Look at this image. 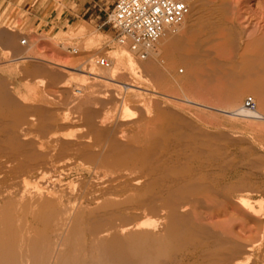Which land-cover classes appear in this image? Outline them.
<instances>
[{
	"label": "bare ground",
	"instance_id": "bare-ground-1",
	"mask_svg": "<svg viewBox=\"0 0 264 264\" xmlns=\"http://www.w3.org/2000/svg\"><path fill=\"white\" fill-rule=\"evenodd\" d=\"M199 3L192 0L189 12L193 13ZM220 7L225 14L216 17L221 9L218 3L210 1L207 6L212 13L207 25L211 42L221 26L225 39L235 37L231 24L225 22L233 7L229 3ZM185 25L190 33H197L190 18ZM172 28L166 29L158 43L173 49L168 56L187 57L195 69L205 55L204 41L197 35L188 41ZM116 42L128 50L123 48L113 59L97 62L105 68L112 66L111 70H101L91 62L86 66L88 72L81 63L61 66L64 72L58 73L60 77L49 73L52 81L62 80L56 94L64 96L61 100L65 104L58 100L78 110V116L82 115L78 120L61 121L59 112L12 93V87L10 90L1 78L0 264H264V190L252 179L257 172L227 182L230 171L240 162L234 160L226 135L211 132L209 123L202 119L185 118L177 108L142 104L141 95L135 96L133 103L140 118L113 119L104 117V109L90 108L91 100L108 97L116 91L115 86L123 85L112 84L116 82V66L140 76L133 67L134 56L142 61L153 56L148 72L156 73V81L162 84L167 81V74L155 67L161 55L158 43L143 60L130 44ZM258 42L252 53L247 49L240 57L227 53L224 62L215 67L223 76L240 77L239 86L230 88L228 108L215 109L187 96L180 100L190 107L254 120L264 131V37ZM30 55L8 64L25 59L48 62ZM103 60L107 65H102ZM39 66L22 70L32 78L48 76L45 65ZM7 70L8 76H14L12 66ZM68 70L85 73L92 84L84 82L82 90L70 93ZM140 78L141 85H125L126 91L135 88L168 98ZM93 82L106 89L101 91L98 85L101 90L94 89ZM106 84L114 89L107 90ZM245 93L255 96L259 110L257 105L254 111L247 109L249 98L241 104ZM112 94L115 101L132 103L131 98ZM246 112L254 116L244 115ZM30 127L39 135H33ZM250 145L241 149V155L257 154V147ZM254 195L261 197L254 199Z\"/></svg>",
	"mask_w": 264,
	"mask_h": 264
},
{
	"label": "rangeland",
	"instance_id": "rangeland-1",
	"mask_svg": "<svg viewBox=\"0 0 264 264\" xmlns=\"http://www.w3.org/2000/svg\"><path fill=\"white\" fill-rule=\"evenodd\" d=\"M114 1L115 0H92V4L86 6V11L89 8V6H90V9L88 10V12L85 14L84 17L80 18L79 21L76 22L75 24L70 25L66 30L59 31V33L53 34L52 36L38 35L34 32L30 33L24 29L18 28V29H15V35L19 37V42L17 44H14L12 39H9L7 35L5 36L1 35V38H0V80L3 77L2 78L3 80L1 81L4 82V84H6L7 82L10 85L9 86L7 84L9 87L8 86L6 87H8L10 90L13 89L11 91L12 93L16 92L19 94V96L24 95V97L28 98V100L31 101V104L32 103L38 104V102H40L39 105L44 104V106L49 107L50 110L53 109L55 113L59 112L58 119H61V121L62 120L73 121V120H76L75 118H77V120L80 119L82 117V115L81 117L78 116L80 115V112L76 109H73V107L71 108V106L67 107V105L66 106L63 105L64 101L62 100L64 96L63 98H59L58 94H56L58 92L57 89L59 88V86L63 85L61 84L62 80L61 82L60 80H58L59 82L54 81V80L52 81L50 79L51 77L49 76V73H51V75L59 76L60 74L58 73L64 72L62 71L64 70V68L61 66L77 67L81 63L84 64V70L89 71L90 69L89 63L91 62H92L91 65L94 64V67H98L101 70L106 71V70L112 69V66L111 68L110 67L105 68L97 64V62L107 57L113 59L114 54L115 53L117 54L119 50L121 51L123 48L127 49V47L122 48L120 45H118L115 39L116 33L109 26L101 28V25L106 21L108 14H110L113 10ZM210 1H216L218 3L219 8H221L220 6L223 5L224 3H229L233 7L232 11H230L229 18L225 19V22L227 24H231V26L229 25L231 27V30H233L231 33L232 34L234 33L235 37L232 36L231 38L229 37V39L228 38L225 39L224 35L226 33H224V28L221 26L220 30L219 28L217 29L216 34H215L216 37H214V39L212 38L213 42H211V39H210L211 37L209 38L210 29L208 27L209 26L208 19L211 17L212 13H210V11L207 10V6ZM199 2H200L199 7L195 11H192L193 13L189 12L187 17L183 20V22L179 24V26L178 25L174 26L172 28V31H175L177 34L179 33L185 36L188 41L191 40L192 37L196 35L197 37L200 36V39L202 38L201 40L204 41L202 50H203V54L205 53V55H203L200 59H198V65L200 67L198 66L194 69V66H191V61L188 60L187 57H184L186 59L183 60L184 58L180 57L179 59L178 56H172V57L168 56V53L170 54L173 51V49L171 47H168L166 49L162 46V44L158 43L157 51L161 54L159 57V60L161 62L159 61V63H156L155 67L158 69L159 72H164L167 74L166 75L167 81L165 82V84L160 83L158 80L156 81L155 79L156 73L152 74L150 73V71L148 72V70H150L149 67H151L150 64L153 61V56H151L148 59V61H142L138 57L134 56L136 60L132 58L133 65H134L133 67H135L136 71H139L140 76L136 77L132 75L130 71L127 70V72H125L123 70H120L121 68L119 67V65L118 67L116 66V68H118V69L115 68L114 70L116 82L112 84L118 85L120 83H123V85L115 86L116 88V91H115L114 86L112 84L111 85L106 84V85H109L107 86V90L110 89L109 91H112L114 89V91L111 92V95L113 96H111L109 92L108 93L110 95V96L108 95L109 98L105 96L103 97L104 99L101 98L103 100L99 99V101L98 100L94 101L95 103L91 100L92 103L90 102L89 104H93L94 106L92 105V107H90L91 106L90 105L89 107L95 108L96 106V108H98L99 110L101 109V111L104 109L105 110V111L103 110L105 112L104 117L106 116V117L113 118V119L115 118L117 119L135 118L137 116L140 118L141 114L136 113V111L133 108L134 106L133 103H135L134 100L135 101L137 100L135 96L141 95L142 97L140 99L144 98L142 101V104L147 103L146 105L151 104V106L153 104L152 106L153 108H154V105H155V108L159 106L164 107L165 105H167L170 108H177L178 111L180 110L181 115L184 116L185 118L188 117V118H193V119L194 118L202 119L203 121H206L207 123H209L210 127L208 128L211 130V132L214 131V133L218 132V134H222L224 136L226 135L225 137L228 140L227 143L229 145L230 151L234 155L233 157L234 158L236 157L234 160L236 162H240V164L237 163V166L239 167V168L237 167L238 169L236 168L234 170L233 168L232 169L233 171L232 170H231L232 172L230 171V174H229L230 176L228 175L227 182L228 183L237 182L239 177H242L243 175L246 176L247 174H250L251 172H255V173L257 172V174L259 175L252 177V179L253 181L260 183L259 186L262 187L261 188L262 190H264V149L262 147L264 145L262 143L264 140V131H261V129L255 126L259 124V122H256L254 120H248L246 118L235 119V118H231L223 114H220L213 110L198 109V108L190 107L181 101L185 99V97L187 96V98L192 99L193 101L196 100V102H199L201 104H204L206 106H209L215 109L228 108V103L230 102V98H231L230 91L239 86L240 77L237 76L234 78L233 76L231 77L223 76L222 74L216 71L215 67L216 65H220L221 61L224 62V60L226 59L227 53L232 52L233 56L237 54V56L235 57H240L241 56L240 54L244 53L247 50L249 53H252L255 50L254 49L255 46L259 44L258 41L262 37H264V21H263L264 20V0H199ZM42 4H43V0H40L37 6H41ZM223 14L225 13L221 8L219 9L218 12H216V17L222 16ZM189 18H190V21H193L194 24L196 25V31H197L196 34L190 33L185 25L186 21ZM0 32L2 33V30ZM79 32H82V33H79ZM24 39L28 41L27 46H23L21 43L22 40ZM208 40L210 41V43ZM8 41H11L12 44L8 45ZM189 43L190 42H188V44ZM227 46L233 50L230 51V49H227L228 48ZM69 49H77L79 51L78 53L79 55H73L72 53L69 52ZM29 55L30 57H40L39 59L42 58L43 60L45 59V61H48V62L40 61L42 64H39L40 62L39 61L37 62V60L29 61L25 59V60H19L13 63L12 65L8 64L10 61H13L19 57L26 58ZM85 59L86 60L88 59V61H86ZM84 60L86 61V63ZM55 64L59 66H56ZM153 64L154 63H152V65ZM34 65L44 66L45 69L43 67L42 69H44L45 71L48 70L46 71L48 76L45 74V76L47 77H45L44 75L42 76L40 75L39 77L38 75V77L34 76L35 78H32L31 75L29 76L26 75V72H27L26 70L25 72L22 70L24 68L26 69L27 66H28L27 70H31V68L34 69L36 68V67L33 68ZM9 66L13 67L14 76H11V75L8 76L9 74L8 75L6 74V72L8 71L7 68ZM40 66L38 68H40ZM86 66H89V67H86ZM20 71H21V74H20ZM70 71L68 70V82H67V85L70 87V93L72 92L78 93V91L82 90L81 86L84 82L88 81L89 83L92 84V81H90V79L85 73L75 71V70H70ZM7 73H10V72H7ZM25 75L28 76V78ZM140 77L145 79L146 83L150 84L152 87H155L158 92L162 93L163 95H167L168 98H162L155 94L146 93V92H137L135 88H130L128 91H126L125 85H131V84L132 86L141 85L139 82V79L141 80ZM93 85H94V89L97 88L101 90L102 88L101 91H103V88L106 89V87H101L96 82H93ZM95 85L96 86L98 85L101 88L96 87ZM230 88L232 89L230 90ZM85 89H86V86L83 88V91ZM100 90H97V92ZM114 92H116V95L119 93L120 96L123 95L125 97L131 98L132 103H130V106L129 104L127 105V103H125L124 105V103L118 102L112 99L115 95V94H112ZM54 95H56V97ZM58 98L60 100L62 99L61 100L63 102L62 104H61V101L58 100ZM247 98H253L256 102L257 110H259L258 109L259 106H258L255 96H253L250 93H245L242 95L241 104L243 105ZM166 99L168 101H166ZM30 101L28 103H30ZM124 110H126V112ZM123 112H125V115ZM244 115L254 116L253 114H248L247 112L244 113ZM30 129H31L32 134L35 135L37 131H35L33 127L32 128L30 127ZM33 130L35 132H33ZM37 135H39L38 132H37ZM233 138H234V141H233ZM238 143H240V145ZM236 144L239 147H237ZM249 145L250 147L252 146L251 148H253L254 145L257 147L256 148L257 154L254 156H258V158L254 157L253 155H249V156L245 155V157L241 155V151L248 148ZM254 161L255 163L259 161V163L252 165ZM248 167L250 169H248ZM242 188L243 187H240L239 190L241 189L240 191H242ZM243 191H244V188H243ZM260 197H261L260 195H254V199H258V198L260 199ZM238 229L239 228H237L236 231ZM252 235L254 236V234Z\"/></svg>",
	"mask_w": 264,
	"mask_h": 264
},
{
	"label": "built area",
	"instance_id": "built-area-1",
	"mask_svg": "<svg viewBox=\"0 0 264 264\" xmlns=\"http://www.w3.org/2000/svg\"><path fill=\"white\" fill-rule=\"evenodd\" d=\"M191 0H115L113 10L108 14L101 28L109 26L116 33L120 44L130 48L146 60L162 34L168 28L179 25L189 14ZM22 45H27L22 40ZM77 55V50L70 49ZM102 65H107L106 60ZM249 110H256L252 98L246 101Z\"/></svg>",
	"mask_w": 264,
	"mask_h": 264
},
{
	"label": "crops",
	"instance_id": "crops-1",
	"mask_svg": "<svg viewBox=\"0 0 264 264\" xmlns=\"http://www.w3.org/2000/svg\"><path fill=\"white\" fill-rule=\"evenodd\" d=\"M0 0L1 35L19 42L15 29H24L38 35L52 36L75 24L88 12L92 0Z\"/></svg>",
	"mask_w": 264,
	"mask_h": 264
}]
</instances>
